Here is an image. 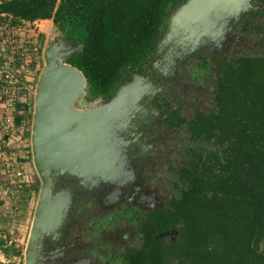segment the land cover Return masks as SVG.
<instances>
[{"label":"flooded vegetation","instance_id":"af4514ba","mask_svg":"<svg viewBox=\"0 0 264 264\" xmlns=\"http://www.w3.org/2000/svg\"><path fill=\"white\" fill-rule=\"evenodd\" d=\"M252 6L254 11L230 22L229 34L196 50L159 49L165 27L152 53L127 70L107 99L86 96L89 103L107 104L121 87L133 84L134 76L144 90L126 99L112 127L109 174L96 182L62 177L53 183L51 215L37 229L31 264H137L142 254L137 252L157 250L177 264V256L169 254L178 250L182 233L176 202L188 191L190 175L215 161V154L221 156L215 140L195 136L190 123L217 112L225 66L241 58L264 59V0H253ZM64 42L71 44L63 38L58 44ZM32 185L33 217L24 246L18 247L21 254L13 258L19 264L26 262L40 197L38 177Z\"/></svg>","mask_w":264,"mask_h":264},{"label":"trees","instance_id":"16d2710c","mask_svg":"<svg viewBox=\"0 0 264 264\" xmlns=\"http://www.w3.org/2000/svg\"><path fill=\"white\" fill-rule=\"evenodd\" d=\"M185 1L12 0L0 7V27L51 20L63 41L83 45L67 63L86 77L88 95L107 99L127 70L152 53L170 10ZM215 103L217 112L197 116L190 129L215 140L221 156L190 175L189 189L175 206L182 224L178 250L169 254L177 264H264V59L225 66ZM29 138L22 134V140ZM4 200L0 196V208ZM2 219L4 225L11 220ZM20 254L0 231V257ZM136 254L137 264H174L163 250Z\"/></svg>","mask_w":264,"mask_h":264},{"label":"water","instance_id":"95a60500","mask_svg":"<svg viewBox=\"0 0 264 264\" xmlns=\"http://www.w3.org/2000/svg\"><path fill=\"white\" fill-rule=\"evenodd\" d=\"M252 1L186 0L170 13L159 49L212 46L216 39L229 34L231 21L255 10ZM82 49V44H58L53 40L43 54L44 67L35 89L30 132L32 165L41 189L25 264H31L29 250L37 229L51 215L48 201L55 180L65 177L88 183L107 176L111 137H115L112 127L126 99L132 94L141 96L144 91L136 87L142 80L134 76L133 84L121 87L109 103L83 105L82 100L88 95L86 77L67 63Z\"/></svg>","mask_w":264,"mask_h":264},{"label":"built area","instance_id":"2783aa9c","mask_svg":"<svg viewBox=\"0 0 264 264\" xmlns=\"http://www.w3.org/2000/svg\"><path fill=\"white\" fill-rule=\"evenodd\" d=\"M9 1L12 0H0V7ZM42 22L24 23L38 27ZM7 29V33L0 35V191L5 187L8 203H11L30 184L26 171L14 166L18 155L12 149L23 141L14 116L33 110L36 83L29 78L27 70L38 65V56L44 50H40L41 43L35 42L33 35L28 36L29 31L24 34L18 26L9 25ZM4 50H9V55L5 56ZM0 259L6 262L3 255Z\"/></svg>","mask_w":264,"mask_h":264},{"label":"rangeland","instance_id":"374dc122","mask_svg":"<svg viewBox=\"0 0 264 264\" xmlns=\"http://www.w3.org/2000/svg\"><path fill=\"white\" fill-rule=\"evenodd\" d=\"M39 23V22H38ZM9 24H7L6 26H1L0 27V35H4L5 30L4 28H7ZM29 25V26H28ZM230 28V25H229ZM19 31L21 32L22 30L24 31V34H26V31L28 32V36L29 35H33L34 41L36 42L38 40V42L41 43L42 49L40 50H46V48L48 46H50L51 42L53 40H55L57 43L59 40H61L63 37L62 35L56 30V28L53 25V22L51 20H47V21H43L41 25H39L38 27L35 26H31L30 24H26L23 23L22 25L18 26ZM35 31V32H34ZM38 32H40L38 34ZM224 37V36H222ZM31 40H33V38H31ZM24 41V39H23ZM208 47V46H206ZM44 52H40L41 54L38 56L37 59V64L35 65L34 68L32 69V67H29V69L27 70V73L29 75V78L33 81L34 79V83L38 82L39 76L43 70L44 67V59H43V54ZM260 53H264L260 52ZM263 55V54H261ZM35 76V77H34ZM36 89V86H35ZM82 104L83 105H91L93 103H89L86 101V98L84 97L82 100ZM29 120L30 123L32 124V112L29 113ZM25 145L28 144V146L30 145V138L29 140L25 143ZM30 148V146H29ZM32 161V159H31ZM33 182L35 183V186L37 185V175L34 171V177H33ZM1 185V184H0ZM3 187V186H2ZM5 191V187H3V190L0 191V196L4 197V201H5V206L3 207L4 209H6L5 211H0V231H5L8 233V235L10 236L11 240L17 245V247H23L24 243H25V234L27 232V229L31 223V218L33 217V211H34V207H32V204L27 206V208L21 204V200L19 199V197L17 198V200H14L11 203H8V197L6 196V192ZM34 206V205H33ZM4 212V213H3ZM11 212V214H10ZM2 213V214H1ZM10 215H12V218L10 220V222L6 225H4L5 223L3 222L4 220L2 219L3 217H9ZM3 216V217H2ZM264 248V247H263ZM4 258V257H3ZM5 261V260H4ZM12 262H8L7 263V259L6 262L7 264H19L18 259L11 260Z\"/></svg>","mask_w":264,"mask_h":264},{"label":"crops","instance_id":"0c3cea01","mask_svg":"<svg viewBox=\"0 0 264 264\" xmlns=\"http://www.w3.org/2000/svg\"><path fill=\"white\" fill-rule=\"evenodd\" d=\"M4 30L7 31L8 29L4 28ZM4 53L5 56L9 55V50H4ZM29 116H30L29 112H25V111H21L19 114H16V116H14L15 117L14 120L16 121V123H20L18 124V129H20L22 134L24 133V136H27V134L31 132V123L29 120ZM17 117L21 118L20 122H17ZM24 142H25L24 140L19 142L14 148L15 149L14 152L17 153L18 155L17 160L14 161L15 164L14 166L23 168L26 171L28 181L30 182L28 188L19 194V199L22 201L21 204L27 208V206L31 204L32 207H35L37 195L34 189V185H32L33 177H34V168L31 161V153L29 148L30 145L29 146L28 144L25 145ZM5 210L6 209L4 208H0V211H5ZM9 218L11 219L12 215H10Z\"/></svg>","mask_w":264,"mask_h":264}]
</instances>
